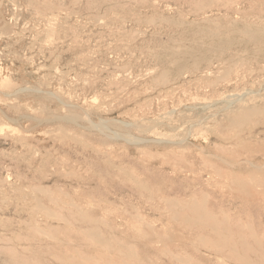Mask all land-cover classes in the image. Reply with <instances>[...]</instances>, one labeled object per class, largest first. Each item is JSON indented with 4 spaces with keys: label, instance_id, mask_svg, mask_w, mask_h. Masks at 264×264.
Here are the masks:
<instances>
[{
    "label": "rangeland",
    "instance_id": "rangeland-1",
    "mask_svg": "<svg viewBox=\"0 0 264 264\" xmlns=\"http://www.w3.org/2000/svg\"><path fill=\"white\" fill-rule=\"evenodd\" d=\"M263 145L264 0H0V264H264Z\"/></svg>",
    "mask_w": 264,
    "mask_h": 264
},
{
    "label": "bare ground",
    "instance_id": "bare-ground-1",
    "mask_svg": "<svg viewBox=\"0 0 264 264\" xmlns=\"http://www.w3.org/2000/svg\"><path fill=\"white\" fill-rule=\"evenodd\" d=\"M218 75V74H217ZM243 96V95H242ZM256 96V95H255ZM247 100V97H239V98H237V99H234V100H230V101H226V103H224V104H222V106H221V109L220 110H222V111H225V114H224V116H225V119H226V121L228 122V123H234V121H238V120H246V118H247V116H248V114H250L252 111H253V113L255 112L254 110H256V108L255 107H250V105L249 106H247V105H244V102ZM224 102V101H223ZM239 106V108H241V109H239V111H237L236 113H234V114H232L231 112H230V109H232L233 110V107H235V106ZM219 109V108H218ZM195 110V109H194ZM231 110V111H232ZM216 111H218V110H216ZM221 111V112H222ZM220 112V111H219ZM191 113V112H190ZM218 114V113H217ZM213 117L212 118H216L215 116H216V112L212 115ZM166 117V116H165ZM75 120V119H74ZM195 121V120H194ZM215 121H217V119L215 120ZM216 123V125L214 126V130L215 129H217L218 128V126L220 125V123L217 121V122H215ZM151 128V127H150ZM211 128H213V127H211ZM212 130V129H211ZM218 130V129H217ZM217 130H216V132H217ZM126 131V130H125ZM212 132H213V130H212ZM110 133V132H109ZM219 133V132H218ZM220 137L221 138H223V135H220ZM115 139V138H114ZM134 143V142H133ZM248 148H251V150L252 151H260V150H264V145L263 146H261V147H255V146H251V147H248ZM213 156V155H212ZM217 158V157H216ZM224 160V159H223ZM222 160V161H223ZM233 165V164H232ZM232 167V166H231ZM249 175V174H248ZM252 182V181H251ZM243 183V182H242ZM250 183V182H249ZM254 183V182H253ZM200 213H201V216L202 217H204V218H208L207 216H205V215H202L203 214V211H200ZM14 263V262H13Z\"/></svg>",
    "mask_w": 264,
    "mask_h": 264
}]
</instances>
